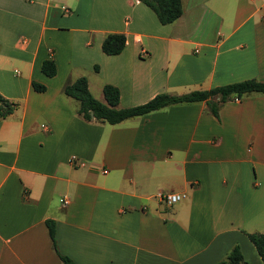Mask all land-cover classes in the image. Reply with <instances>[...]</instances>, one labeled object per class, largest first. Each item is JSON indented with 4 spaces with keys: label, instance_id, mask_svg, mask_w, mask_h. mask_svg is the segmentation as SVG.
I'll list each match as a JSON object with an SVG mask.
<instances>
[{
    "label": "crops",
    "instance_id": "1",
    "mask_svg": "<svg viewBox=\"0 0 264 264\" xmlns=\"http://www.w3.org/2000/svg\"><path fill=\"white\" fill-rule=\"evenodd\" d=\"M181 4L162 24L139 0H0V93L17 102L0 117V264H64L46 218L74 264H219L235 244L264 264L246 235L264 232V92L217 116L201 100L114 123L83 118L62 92L84 75L100 101L116 86L124 107L264 81V0ZM107 32L124 34L118 53L102 51ZM163 191L184 196L166 204Z\"/></svg>",
    "mask_w": 264,
    "mask_h": 264
},
{
    "label": "trees",
    "instance_id": "2",
    "mask_svg": "<svg viewBox=\"0 0 264 264\" xmlns=\"http://www.w3.org/2000/svg\"><path fill=\"white\" fill-rule=\"evenodd\" d=\"M146 4L155 14L157 20L162 23H169L177 18L182 12L181 0H139ZM125 36L122 32H107L101 41V49L107 54L118 53L124 46ZM96 67V66H94ZM40 70L51 76L55 73V64L52 58H44L40 63ZM31 86L35 90H43L44 85L31 81ZM62 92L78 100L77 112L85 119H98L110 123L117 122L123 118L144 114L163 106L192 101H205L209 111L217 116L219 106L230 99L239 98L250 92H264V81L253 77L243 78L224 84L214 85L203 89H192L184 93L173 94L158 92L144 102L117 107L119 91L112 84L105 83L102 86L104 101L95 98L87 87L86 77L80 75L72 80L67 79L62 85ZM17 102L11 100L0 93V117L12 112ZM51 245L58 257L64 264H74L73 261L64 254L58 252L54 238V221L45 219ZM248 239L253 244L256 252L264 261V232H246ZM219 264H247L237 244L233 245L224 258L218 261Z\"/></svg>",
    "mask_w": 264,
    "mask_h": 264
},
{
    "label": "built area",
    "instance_id": "3",
    "mask_svg": "<svg viewBox=\"0 0 264 264\" xmlns=\"http://www.w3.org/2000/svg\"><path fill=\"white\" fill-rule=\"evenodd\" d=\"M141 51L144 52V50L141 48ZM75 157L72 156L71 159H74ZM157 196L158 198L166 203V204H171L177 200H179L180 198H182L184 196V194L182 192H174V191H163V192H157ZM59 201L61 202V204H65L68 200L66 197H61L59 198Z\"/></svg>",
    "mask_w": 264,
    "mask_h": 264
}]
</instances>
